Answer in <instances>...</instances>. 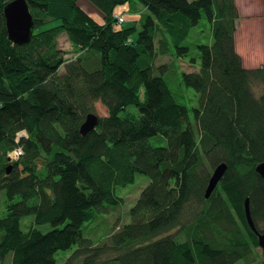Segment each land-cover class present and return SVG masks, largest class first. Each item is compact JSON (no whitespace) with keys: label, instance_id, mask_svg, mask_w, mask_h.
Segmentation results:
<instances>
[{"label":"trees","instance_id":"1","mask_svg":"<svg viewBox=\"0 0 264 264\" xmlns=\"http://www.w3.org/2000/svg\"><path fill=\"white\" fill-rule=\"evenodd\" d=\"M11 1L0 0V264H58L68 250L63 264H264L245 207L249 198L263 233L264 66L245 67L237 52L235 0H135L145 15L130 26L117 16L132 0H90L100 20L80 0H26L35 27L23 46L8 35ZM204 16L212 42L196 44V58L185 42ZM97 103L108 114L83 135ZM138 174L151 181L129 223L100 244L85 237Z\"/></svg>","mask_w":264,"mask_h":264},{"label":"rangeland","instance_id":"2","mask_svg":"<svg viewBox=\"0 0 264 264\" xmlns=\"http://www.w3.org/2000/svg\"><path fill=\"white\" fill-rule=\"evenodd\" d=\"M194 1V0H190ZM238 5L239 12L241 13V19L238 21V32L236 38L237 52L243 57L244 66L251 69L264 66V0H235ZM132 5L129 9L128 6L122 7L121 9L126 12L127 17L130 15L140 14L144 17L145 8L132 0ZM80 6L87 10L94 19L100 20V11L90 2V0H80ZM131 10V11H130ZM124 18L127 19L125 15ZM127 23V24H126ZM126 26L132 25V21H127L124 23ZM54 25V24H53ZM50 27V26H48ZM138 29L141 30L140 22L138 24ZM211 28L209 22L204 16L200 21V24L195 27L192 31L190 38L185 42L191 48V56L196 57L199 55V49L196 47L198 43H211ZM60 48L65 52L69 53L68 57H74L75 54L72 53V46L69 43L67 34H63L59 38ZM170 56H164L158 58V64L164 62H171ZM182 68L185 71L192 72L196 69L189 65V63H182ZM63 69V68H62ZM256 93L261 95L264 93V88L260 85L256 86ZM96 114L98 117L107 116L108 110L105 106L97 103ZM132 112L138 113V108H130ZM152 143L157 146V138L152 140ZM12 160H16L12 157ZM150 179L144 175L138 174L136 177V182L132 185L127 186V188H118L117 192L123 197L124 204L110 208L107 214H99L94 221L91 223H86L84 227V236L93 239L96 243H103L107 241L110 234L115 231V227L125 225L130 221L129 210L137 203L138 197L142 193V190L149 185ZM1 203L5 201L4 194L1 196ZM7 209L5 205L0 204V214L3 215ZM34 218H26L23 221V228L29 230L32 226ZM117 225V226H116ZM42 233L50 232L53 227L50 225L38 226ZM76 248H74L75 250ZM73 250H68L65 252H60L56 255L58 259V264H63L66 261V257L71 254ZM262 256V250L259 251V257Z\"/></svg>","mask_w":264,"mask_h":264},{"label":"water","instance_id":"3","mask_svg":"<svg viewBox=\"0 0 264 264\" xmlns=\"http://www.w3.org/2000/svg\"><path fill=\"white\" fill-rule=\"evenodd\" d=\"M5 18L8 29V35L11 41L17 45H26L30 42L33 36V29L35 23L33 22V17L31 12H29V6L26 0H13L9 5L6 6ZM99 124V117L91 113L87 116L86 122L81 126V132L83 135H87L96 129ZM228 169V165L225 163L218 166L211 176V180L208 184V189L206 192V198H209L214 190L217 188L219 182L224 178V174ZM256 171L264 178V163H261ZM246 207V218H248V223L251 229L257 234L259 239V246L264 250V232L260 233L255 228L254 220L251 216L250 199L248 198L245 202Z\"/></svg>","mask_w":264,"mask_h":264},{"label":"built area","instance_id":"4","mask_svg":"<svg viewBox=\"0 0 264 264\" xmlns=\"http://www.w3.org/2000/svg\"><path fill=\"white\" fill-rule=\"evenodd\" d=\"M117 19H118V22H119L120 24H124V23L126 22V19L124 18L123 15H119V16H117ZM21 135H24V133L21 134ZM22 154H23V153H22V149H21V148H18L17 150H15V151H13L12 153H10V158H11V155H12V157H15V158H16V161H17L18 158H19ZM11 160H12V159H11Z\"/></svg>","mask_w":264,"mask_h":264},{"label":"crops","instance_id":"5","mask_svg":"<svg viewBox=\"0 0 264 264\" xmlns=\"http://www.w3.org/2000/svg\"><path fill=\"white\" fill-rule=\"evenodd\" d=\"M120 15H123V14H120ZM126 16V15H125ZM127 17V16H126ZM133 18H135L133 15H130L129 17H127V19L130 21L132 20Z\"/></svg>","mask_w":264,"mask_h":264}]
</instances>
